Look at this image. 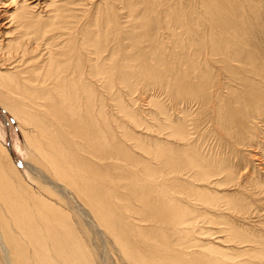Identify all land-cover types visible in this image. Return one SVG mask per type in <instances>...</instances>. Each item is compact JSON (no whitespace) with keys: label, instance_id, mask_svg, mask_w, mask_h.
Returning <instances> with one entry per match:
<instances>
[{"label":"bare ground","instance_id":"obj_1","mask_svg":"<svg viewBox=\"0 0 264 264\" xmlns=\"http://www.w3.org/2000/svg\"><path fill=\"white\" fill-rule=\"evenodd\" d=\"M17 1L0 33V105L27 129L26 169L43 185L0 140L2 264H95L59 194L80 200L124 264H200L184 238L205 211H258L244 193L259 195L250 174L264 159V0ZM141 81L154 91L153 146L112 145L106 103ZM229 184L247 201L209 192Z\"/></svg>","mask_w":264,"mask_h":264},{"label":"rangeland","instance_id":"obj_2","mask_svg":"<svg viewBox=\"0 0 264 264\" xmlns=\"http://www.w3.org/2000/svg\"><path fill=\"white\" fill-rule=\"evenodd\" d=\"M11 1L12 0L0 1L2 2L0 4V33H3L4 29H10L12 27V25L7 24V19H5L15 8L14 3H12ZM48 2L49 0H28V3H30L31 7H36L34 11L37 10L40 11L45 4H48ZM145 83H146L145 81L136 82L138 86L136 85L134 87V93H132L131 97H128V95L126 94V89H123L122 91L123 95H120L122 96V100H116V102L108 100V102L106 103V110L110 118H112V122L110 121L109 123L112 130L111 136H114L115 139L113 141H110V144L112 145L118 144L117 140L120 138L123 140L124 138H122V135H124V137L127 136L128 138L126 137L124 139L122 148L125 147L124 144L127 143L128 145L130 144V142L132 143L131 139H138L142 144H147V145L151 144L153 146L154 142L152 141L153 139H156V136L154 134V124H155L154 115L156 109L154 108L153 105L154 97H152L154 96V91H148L146 87L143 86V84ZM143 89L145 90V92ZM128 98L129 100L132 98L134 100V103H129V101H127ZM118 101L119 103L122 104V108L117 107L119 106ZM194 109L195 108H193V110ZM262 128L264 130V126H262ZM22 131L25 132L27 131V129H25L22 126V124L19 123L12 116L11 113L3 109V107L0 105V140L9 149L11 158L18 172L19 173L21 172V174L25 175V177L27 176L28 177L27 179H29L28 182L32 186H35L37 182L43 185V183L40 182L41 179L39 180L37 177L35 178V175H33L30 172H27L26 164L28 163V153L25 150L26 147L24 144ZM226 141L228 140H225L222 146L227 147L229 145ZM174 144L176 145L178 143L177 142L172 143V145ZM231 144L233 145V142ZM240 146H237V149L238 150L240 149L239 151L241 152V154L249 155L247 157L250 158L254 155L257 156L256 153L258 151L254 150L253 148L245 149L244 147L242 146L240 147ZM140 155L142 156V154H139L138 150L134 149V156L135 157L139 156V158H135V159H137L140 162V164L143 165L144 163H142V161L140 160ZM258 156L257 159L254 157L251 158V160L253 158L255 159L252 160L254 174L253 173L250 174L248 172L245 173L246 174L245 176H247L248 174H250L251 176L253 175L252 177L255 180L256 183L255 185L258 186L257 188L261 187L260 189L257 188L254 189L253 187V191L256 190L257 193L259 192V195L257 196L252 195L251 198L250 194L247 193L246 195V193H244L247 198H250V200H252V203L254 202L253 205L252 204L251 205L254 208H257L258 211L255 214L249 215L250 216L249 218H246L245 216H244L245 218L243 216H238V217L236 216L235 218H233V215L230 214V212L225 210L223 207L221 208L213 207L214 211L212 210L208 212L205 211V213H207L206 220L203 221L198 220L197 223L194 224L195 227L193 226L195 232H193L189 236H185L184 238V240H186V243L187 244L189 243L191 245L188 252L193 254L192 255L193 259L198 260L197 263L201 261L200 264H208L207 262H210L212 264H226V263L227 264H264V159L262 155H261V159H260V155ZM104 164L105 165L103 167V171L104 172L106 171L108 173V176L109 174L111 177L117 175L115 173V170L110 167L109 161H106V163ZM240 173H242V171ZM241 176L242 177L239 178L240 179L239 182H241L242 180L244 181V179H242L243 177H245L244 173ZM122 180L127 182V180H125V176H122ZM110 188L113 191L114 183L109 185L107 189ZM260 190L263 192L260 193ZM209 192H211L212 196L217 198V200L223 201L224 203H226V200L231 202L233 201L239 202V203L240 201H247V199L241 200V198L244 197V194L241 195L238 191L237 186H233L232 184L225 185L222 188L219 187L215 190L209 189ZM115 193L119 194L117 190H115ZM59 195H57L56 198L60 200L61 202L60 205H62L61 208L65 211L67 218L69 217L71 219V220L69 219L68 222H71V224L72 222H74L73 225H75L74 226L75 237L78 239V241H80V243L83 246H85L86 248H88V250H90V252L94 257V263L124 264L119 259L117 255L118 253H116V249L114 248L113 242L109 238V236L108 235L106 236V234L103 233L101 237L100 235L97 234V232L95 233L96 229H92L94 227L89 222L91 219L86 217L87 213L83 212L85 211V208L82 205V203L79 202L80 200H78L76 196L71 194L67 195L70 197H64V196L61 197V195L60 196ZM82 207L84 208L83 211H81ZM78 208L81 210H79ZM80 215H84V216H80ZM224 223L225 224L230 223L231 226L236 228V232L230 233L229 230L225 228L228 226L224 225ZM89 228L91 231L89 230ZM259 235L261 236L260 238ZM255 238L257 240L260 239L261 242L263 243L262 244H260V242L251 243L250 240L253 239L255 241L256 240ZM221 255L225 257L220 258ZM0 263L2 264L1 254H0Z\"/></svg>","mask_w":264,"mask_h":264}]
</instances>
